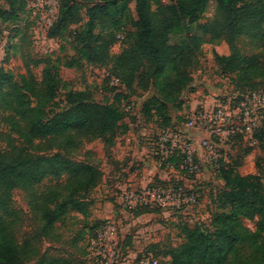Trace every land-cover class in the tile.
I'll return each mask as SVG.
<instances>
[{
    "label": "trees",
    "instance_id": "1",
    "mask_svg": "<svg viewBox=\"0 0 264 264\" xmlns=\"http://www.w3.org/2000/svg\"><path fill=\"white\" fill-rule=\"evenodd\" d=\"M5 1L9 9L0 6L4 20H17L28 4L26 0ZM211 2L216 3L215 17L202 23ZM83 10L87 21L70 32L78 44V57L64 63L43 60L40 80L28 65L27 73L21 75L0 68V124L7 127L6 132L0 131V141L6 142L0 146V264H58L57 258L47 261L40 256L31 240L18 242L14 230L21 217L12 206L14 191L28 193L42 236L52 235L56 224L70 212L89 216L93 202L88 196L99 187L104 173L74 156L85 141L101 139L112 147L129 130L121 123L119 109L72 90L69 82L60 79L59 66L81 68L84 62L109 66L110 74L130 94L154 89L155 96L144 104L143 114L148 119L160 116L168 127L172 122L169 105L183 103V94L193 81L190 68L207 38L229 45V55H217L216 60L224 73L235 76V92L264 89L253 84L256 79L264 80V0H61L49 37L64 36L71 25L81 21ZM241 38L261 55L245 54L238 46ZM117 42L125 46L113 55L111 49ZM63 90L64 106L48 112ZM263 137L264 130L254 134L257 143ZM243 139L238 135L233 143ZM55 147L63 153L47 154ZM86 153L89 159L93 155ZM239 167L238 162L227 161L217 175L225 188L216 198L219 212L212 219V230L183 228L185 240L167 252L169 264H264V179L257 174L241 176ZM175 168L181 172L180 180L156 177L155 181L184 184V172L179 165ZM46 181L55 183L40 190ZM151 211L158 210L142 208L133 214ZM254 217L259 221L251 231L241 219ZM103 225L92 228L88 247Z\"/></svg>",
    "mask_w": 264,
    "mask_h": 264
},
{
    "label": "rangeland",
    "instance_id": "2",
    "mask_svg": "<svg viewBox=\"0 0 264 264\" xmlns=\"http://www.w3.org/2000/svg\"><path fill=\"white\" fill-rule=\"evenodd\" d=\"M25 11L18 13L17 20L0 18V38L5 45L0 49V68L10 70L15 75L26 74L27 65L40 80L44 64L43 60L64 63L73 57H78L77 46L70 32L81 29L87 21L85 10L81 12V21L71 25L66 34L59 38H50V26L46 18L36 15L30 8V0H26ZM0 6L9 9L5 0H0ZM134 9V1L130 3ZM216 13V3L211 2L201 22L213 21ZM207 38L202 50L196 55L190 73L192 83L183 94V103L169 105L172 122L165 126L160 116L154 115L148 119L143 114L144 104L155 96V90L132 95L123 85L116 86L114 76L110 74L109 66L83 63L81 68H66L59 66L60 79L67 81L74 91L85 92L89 98L101 105L113 106L123 114L121 123H127L129 130L120 134L115 145L108 147L101 139L83 142L74 156L76 161L91 162L102 169L104 178L99 187L90 192L88 200L92 201L89 216L70 212L60 223L56 224L54 233L42 236L41 224L35 218L29 206V195L17 189L13 193L12 206L20 212L21 221L14 230L19 243L31 240L40 256L57 258L58 264H100L88 247V235L92 228L113 220L118 234L119 263L134 264L148 258L157 264H169L167 252L180 246L184 240L183 228L201 227L212 230V219L219 212L217 195L224 187V182L208 167L202 166L198 175L185 180V184L193 186L197 203L181 212L164 213L151 211L134 215L123 210L118 204L120 188L140 189L154 182L156 177L180 180L179 169L160 170L155 160V144L159 135L177 123L185 121L193 112L209 110L225 95H233L237 83L235 76L222 71L216 56L229 55L230 47L226 41L210 42ZM122 42H117L111 49L113 55L124 48ZM238 46L245 54L256 52L254 46L241 38ZM264 62V51L261 56ZM34 62H40L34 66ZM253 84L264 87V80L256 79ZM62 91L54 105L48 107V112H58L63 106ZM155 114V113H154ZM48 115L52 116L51 113ZM0 131H7L0 124ZM5 141H0L4 147ZM225 153L229 164L238 162L237 174L248 176L257 174L264 179V137L259 143L249 139L237 140ZM63 151L51 148L47 154ZM86 152H91L89 156ZM130 173L128 178L123 176ZM112 174V175H111ZM54 181H46L40 190H46ZM242 223L249 230L255 231L259 218H242ZM80 240L76 243V239Z\"/></svg>",
    "mask_w": 264,
    "mask_h": 264
},
{
    "label": "built area",
    "instance_id": "3",
    "mask_svg": "<svg viewBox=\"0 0 264 264\" xmlns=\"http://www.w3.org/2000/svg\"><path fill=\"white\" fill-rule=\"evenodd\" d=\"M61 0H30V8L49 22L50 28L58 18ZM5 45L0 38V49ZM116 86L123 85L114 78ZM264 130V89L235 92L219 99L209 110L195 111L174 128L165 129L155 144V156L160 170H174L179 165L184 178L198 175L202 166L216 175L228 161L225 154L240 135L252 143L256 131ZM170 180L169 178H161ZM193 186L162 185L155 180L134 190L120 188L118 204L129 213L148 208L164 213L181 212L197 203ZM116 224L108 220L90 240V251L100 264H118L119 248ZM134 264H157L148 258Z\"/></svg>",
    "mask_w": 264,
    "mask_h": 264
},
{
    "label": "crops",
    "instance_id": "4",
    "mask_svg": "<svg viewBox=\"0 0 264 264\" xmlns=\"http://www.w3.org/2000/svg\"><path fill=\"white\" fill-rule=\"evenodd\" d=\"M225 55H227V54H225ZM127 124V123H126ZM129 128V127H128ZM128 132V131H127ZM104 173V172H103ZM128 173V172H127ZM112 175V174H111ZM131 174L130 173H128V174H126V175H124L123 177L124 178H128L129 176H130ZM103 178H104V176H103Z\"/></svg>",
    "mask_w": 264,
    "mask_h": 264
}]
</instances>
